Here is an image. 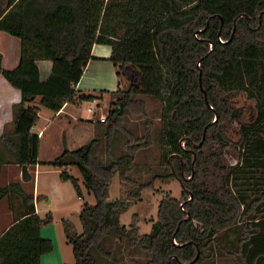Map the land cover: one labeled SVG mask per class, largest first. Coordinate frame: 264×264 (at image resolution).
Returning <instances> with one entry per match:
<instances>
[{
  "label": "trees",
  "instance_id": "16d2710c",
  "mask_svg": "<svg viewBox=\"0 0 264 264\" xmlns=\"http://www.w3.org/2000/svg\"><path fill=\"white\" fill-rule=\"evenodd\" d=\"M0 33L21 44L13 69L4 68L0 54V74L21 94L13 111L14 138L4 131L1 143L23 167L25 181L31 179L28 166H72L96 198L80 214L82 234L67 236L76 264H125L117 253L124 241L135 264H204L216 250L226 253L218 233L235 231L245 219L240 209L249 192L262 199L260 215L246 216L248 225L227 243L236 245L245 264L264 260V0H0ZM96 45L111 47L117 75L130 84L111 94L108 116L99 123L105 125L110 162L98 159L97 138L47 160L32 133L39 106L58 113L74 100L94 101L76 87ZM41 62L52 66L45 81ZM139 96L162 104V164L182 187V200L164 198L158 221L142 236L136 219L128 228L120 222L131 200L109 201L116 170L130 182L137 152L153 140L148 123L145 136L133 137L123 157L111 154L128 111L147 116ZM243 101L254 105L252 115ZM228 152L236 153V165ZM61 179L82 198L77 178L64 171ZM147 187L139 186L137 197ZM13 193L22 197L25 214L6 229L0 223V264H41L54 250L41 235L51 218L36 213L34 197L19 183L0 187V202ZM137 253L146 260L137 261Z\"/></svg>",
  "mask_w": 264,
  "mask_h": 264
},
{
  "label": "rangeland",
  "instance_id": "374dc122",
  "mask_svg": "<svg viewBox=\"0 0 264 264\" xmlns=\"http://www.w3.org/2000/svg\"><path fill=\"white\" fill-rule=\"evenodd\" d=\"M129 85L128 79L124 76H121L120 90L127 91ZM137 99L138 101L144 103L147 116L142 115V112L133 113L128 111L124 120V131L121 133H115V137L112 142L111 154L115 159L123 157L126 154L128 143L129 141H133V137L142 138L145 136L148 123L152 125L151 133L153 140L150 146L145 149H140L137 152L134 162V169L127 176L130 179V182H124L121 179V168L116 170L109 187V201L122 199L131 200V206L127 212L120 216V222L123 226L128 228L134 223V220L136 219L140 236H142L149 234L153 224L158 221L159 207L164 198L170 196L177 200H182V187L177 179L171 178L169 176L172 173L171 170L162 164V147L160 144V132L162 129V104L155 99L146 96H139ZM241 105L242 107H245L246 110L249 109L250 112L248 114L252 115V109L254 105L244 101ZM105 114L106 107L97 110V117L93 116L94 122H96L100 115L102 116ZM104 127L105 125L94 124L92 130H88V133L85 135L84 139H78L75 143L76 145L72 146L71 148H78L88 141L97 138L99 141L97 157L99 160L109 163L110 161L107 159L108 140L106 138V130ZM11 130L12 128L8 127L5 129V131L8 132H11ZM130 133L133 136H131ZM232 139L237 141L238 136L234 134ZM2 153L3 155L9 154L5 151ZM226 157L230 164H237L236 153L233 155L231 152H228ZM10 160H13V158H10ZM50 171L51 172L47 173L50 174L51 178H56L58 181H62L61 174L65 171V168L51 167ZM69 174L79 180V184L83 192L82 198L77 196L74 187L72 188L73 185L71 182L67 183H69L68 185H70L72 193L67 194L65 192L63 196H58L55 199L48 198L47 201L44 200L42 196H44V194L48 195V193L44 192V190L41 191V193L44 194L40 193V215L44 220L51 218V222L47 225H44L45 227L42 237L44 239L51 240L54 244L53 252L44 256V264H76L73 254V247L71 244H69L67 236L68 234L74 236L82 234L83 227L80 220V214L83 210V207L85 204L91 207L96 205V198L92 193H89L83 185V179L78 168L70 167ZM148 184H151V187L143 189L140 193V197H137L139 186ZM29 189L32 191L33 185H30ZM258 198V201L250 204L251 201H254ZM10 199V201L4 200L0 206L2 220L1 226L3 228L5 227V224L9 222V216H7L9 207L12 204L15 205L13 198ZM248 200L247 206H242L240 209V212L245 213V219L239 222L235 228H233L235 231H222L218 233L220 245L221 247L227 249L226 253H220L216 250L215 254L211 258L207 259L204 264H245L243 258L236 253V245H231L230 247L227 241L235 243L237 236H239L241 233L242 227L246 224L248 225L246 216L252 217L256 215V213L259 214L262 210V199L259 196L255 195L253 192H249ZM49 202L50 204H48ZM249 204L250 209L248 208ZM117 253L119 257L124 259L125 264H135V261L133 262L129 256L130 250L127 247V243L125 241L121 243ZM135 259L139 262L146 260L144 255H140L138 253L135 254ZM260 264H264L263 259L260 260Z\"/></svg>",
  "mask_w": 264,
  "mask_h": 264
},
{
  "label": "crops",
  "instance_id": "0c3cea01",
  "mask_svg": "<svg viewBox=\"0 0 264 264\" xmlns=\"http://www.w3.org/2000/svg\"><path fill=\"white\" fill-rule=\"evenodd\" d=\"M16 40L18 39L6 33H0V54L3 56V65L7 70L15 68L20 61L21 44L19 40V43ZM92 54L95 59L89 62L76 90L83 95L93 96L95 98L94 101L74 100L73 102L67 103L58 113H54L39 106L40 98H37L35 101V104L39 106L40 110L39 120L34 126L32 133L37 135L40 139V152L47 160L59 156L65 150H72L71 147L76 145L75 143L78 139H84L88 130H92L94 124L99 125L100 118H107L110 110L111 94L121 89V77L117 75V69L110 61L112 56L111 47L96 45L93 48ZM39 68L41 79L43 81L47 80L52 72L51 64L49 62H41ZM20 101V92L14 89L0 74V137L8 127L12 128L9 133L10 136L14 138L13 111L14 106L19 104ZM105 107L106 114L100 115L96 122H94L93 116L97 117V110ZM3 151L9 154L3 155ZM0 156V161L2 162L0 187H6L12 183H19L27 194L34 197L36 213L40 217L41 209L39 203L42 190L48 193V195L41 193L44 194L42 198L46 201L48 198L55 199L58 196H63L65 192L67 194L72 193V189L70 185H68L69 183L63 182V180L58 181L56 178L53 179L50 177V174L47 173L51 172L50 168L52 166L39 164L28 166L27 170L31 179L30 181H25L22 174L23 167L15 164V159L11 152L1 144V141ZM10 158H13V160H10ZM69 168L70 167L65 168V171L68 173ZM30 185H33L32 191L29 189ZM10 198H13L15 205L12 204L9 207V212L7 213L9 222L5 224V229L10 227L16 219L25 214L23 199L18 194H10L0 202V206L4 200L10 201ZM48 204H50V202ZM1 221L0 213V223ZM44 227L45 226L42 227L41 235ZM44 260L45 257L42 258L41 264H44Z\"/></svg>",
  "mask_w": 264,
  "mask_h": 264
},
{
  "label": "built area",
  "instance_id": "2783aa9c",
  "mask_svg": "<svg viewBox=\"0 0 264 264\" xmlns=\"http://www.w3.org/2000/svg\"><path fill=\"white\" fill-rule=\"evenodd\" d=\"M105 120H106V118H100V119H99V122H100V123H104Z\"/></svg>",
  "mask_w": 264,
  "mask_h": 264
}]
</instances>
